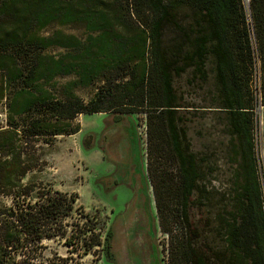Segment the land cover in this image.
Returning a JSON list of instances; mask_svg holds the SVG:
<instances>
[{
    "label": "trees",
    "instance_id": "1",
    "mask_svg": "<svg viewBox=\"0 0 264 264\" xmlns=\"http://www.w3.org/2000/svg\"><path fill=\"white\" fill-rule=\"evenodd\" d=\"M183 7L192 10L194 19L181 29L175 45L165 46V23ZM52 23L80 25L85 37L60 31L38 34ZM50 47L66 51L54 56L46 52ZM208 59L236 164L234 209L217 224L224 243L218 249L195 242L199 234L190 210L200 206L206 194L200 184L205 158L191 150L172 86L173 78L188 68L205 80ZM70 75L72 80L62 88L53 81ZM98 81L105 85L87 102L74 93ZM0 100L5 107L0 194L14 195L12 207L19 212L15 216L12 207L0 210V244L13 242L23 248L63 238L71 253L98 247L105 260L114 263L113 223L102 236L92 218L82 224L69 222L74 195L41 183L35 191L33 184L20 182L40 168L42 149L37 142L51 144L58 136L77 133L79 115L107 113L118 124L142 112L146 178L158 226L167 233L168 218H175L172 223L182 231L181 243L174 247L181 264H264V201L252 134L260 106L264 153V0H249L248 12L242 0H0ZM258 122L260 126V117ZM15 188L20 192L15 194ZM40 264L79 261L55 256Z\"/></svg>",
    "mask_w": 264,
    "mask_h": 264
},
{
    "label": "rangeland",
    "instance_id": "2",
    "mask_svg": "<svg viewBox=\"0 0 264 264\" xmlns=\"http://www.w3.org/2000/svg\"><path fill=\"white\" fill-rule=\"evenodd\" d=\"M248 2L249 0H242L247 12ZM193 19L191 9H179L165 23L164 45H175L182 37L181 29L189 26ZM56 31L80 39L85 37L84 28L76 24L52 23L38 34L49 36ZM64 51L66 50L50 47L46 52L56 56ZM211 69V60L208 59L203 68L205 80L194 73L192 68H188L181 76L173 78L172 86L180 101L178 115L183 119L182 125L190 139L191 150L205 158L202 166L205 178L200 184L205 186L206 194L201 200L202 204L190 210L193 227L199 234L195 242L198 246L209 245L218 249L224 247V243L223 238L217 234V224L234 209L236 164L234 142L230 137L226 114L217 108L219 97ZM72 78V75L56 77L53 81L62 88ZM100 85H105L104 81L75 88L74 93L87 102ZM81 115L77 118L80 129L74 135L58 136L51 144L37 142L42 149L40 168L28 172L20 183L33 184L35 191L41 183L51 189L74 195L72 218L68 221L79 220L82 224L86 217L92 218L97 222L96 227L102 228V236L112 222V251L116 262H107L103 253L96 250L98 247L79 255L76 251L71 253L70 247L63 244V238H55L43 240L40 245L36 242L26 243L23 248L17 243L3 242L0 244L1 264H40L42 260L55 256H70L73 261H79V264H181L176 254L178 249L174 247L180 245L182 231L179 225L172 223L175 221L174 217L173 221L171 218L167 220V233L158 226L152 187L144 175L143 161L146 163L147 146L145 114L138 112L130 117L125 116L120 121L122 140L115 135L110 145L104 135L111 131L110 127L119 123H114L112 116L104 113ZM255 115L257 119L254 121L252 134L254 143L259 145L260 106L255 109ZM4 120V100H0V126L4 125ZM18 192L20 188H15L14 193ZM167 198L170 205L172 197L168 195ZM35 199L34 195L32 200ZM13 202L14 195L0 194V210L12 207ZM12 208L17 216L18 210L16 207ZM37 244L38 250L35 252L33 246ZM41 245L44 248L40 251Z\"/></svg>",
    "mask_w": 264,
    "mask_h": 264
},
{
    "label": "crops",
    "instance_id": "3",
    "mask_svg": "<svg viewBox=\"0 0 264 264\" xmlns=\"http://www.w3.org/2000/svg\"><path fill=\"white\" fill-rule=\"evenodd\" d=\"M104 114H107V113H104ZM82 116V115H80ZM111 128V131L107 134L104 135V139L108 140V145L111 144L112 142V137H114L115 135H117V137L122 140L123 136H122V128L120 127V123L118 125H115L113 127H110ZM74 135V134H73ZM69 136H72V135H69ZM64 137H68V136H64ZM262 140H263V133H262V115H261V112H260V145H262ZM101 147V146H100ZM103 149V152H104V148ZM100 154V153H99ZM112 160V159H111ZM143 168H144V175H145V178H146V163H144L143 161ZM147 180V178H146ZM148 182V181H147ZM61 191V190H60ZM62 192H67V191H62Z\"/></svg>",
    "mask_w": 264,
    "mask_h": 264
},
{
    "label": "built area",
    "instance_id": "4",
    "mask_svg": "<svg viewBox=\"0 0 264 264\" xmlns=\"http://www.w3.org/2000/svg\"><path fill=\"white\" fill-rule=\"evenodd\" d=\"M5 111V107H4ZM258 143L255 144V156H256V166L258 168V174H260V182L262 185V192H263V201H264V153H263V148L262 145H257Z\"/></svg>",
    "mask_w": 264,
    "mask_h": 264
},
{
    "label": "flooded vegetation",
    "instance_id": "5",
    "mask_svg": "<svg viewBox=\"0 0 264 264\" xmlns=\"http://www.w3.org/2000/svg\"><path fill=\"white\" fill-rule=\"evenodd\" d=\"M150 195H151V193H150ZM112 223V222H111ZM113 240V239H112ZM38 243H39V245L41 244V240H39L38 241ZM37 246H38V244H37ZM39 249H40V251H41V246L39 247ZM37 250H38V247H37ZM113 252V251H112ZM114 254V253H113ZM104 255V254H103ZM114 260H115V254H114ZM116 262V261H115Z\"/></svg>",
    "mask_w": 264,
    "mask_h": 264
}]
</instances>
